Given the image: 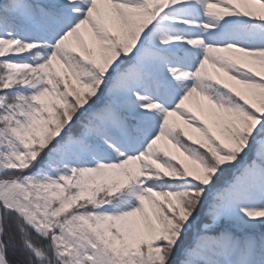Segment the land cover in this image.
I'll use <instances>...</instances> for the list:
<instances>
[{"label":"snow or ice","instance_id":"snow-or-ice-1","mask_svg":"<svg viewBox=\"0 0 264 264\" xmlns=\"http://www.w3.org/2000/svg\"><path fill=\"white\" fill-rule=\"evenodd\" d=\"M0 264H264V0H0Z\"/></svg>","mask_w":264,"mask_h":264}]
</instances>
